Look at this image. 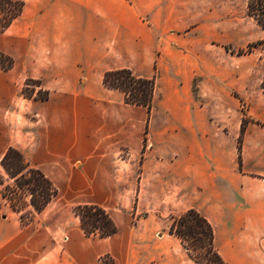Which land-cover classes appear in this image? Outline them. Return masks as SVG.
I'll return each mask as SVG.
<instances>
[{
    "label": "crops",
    "instance_id": "crops-1",
    "mask_svg": "<svg viewBox=\"0 0 264 264\" xmlns=\"http://www.w3.org/2000/svg\"><path fill=\"white\" fill-rule=\"evenodd\" d=\"M20 1L0 33V53L13 61L0 69V132L19 118L35 125L31 151L59 168L57 184L42 172L77 204L193 208L211 224L225 264H264V92L246 104L217 99L219 64L195 34L198 0ZM121 68L155 73L150 113L102 84L104 72ZM26 80L39 81L47 99L23 97ZM115 160L130 169L139 161L137 193L118 192ZM11 214H0V264H98L103 256L173 264L183 250L167 225L146 219L127 229L111 217L117 232L100 239L86 237L75 216L22 225Z\"/></svg>",
    "mask_w": 264,
    "mask_h": 264
},
{
    "label": "rangeland",
    "instance_id": "rangeland-1",
    "mask_svg": "<svg viewBox=\"0 0 264 264\" xmlns=\"http://www.w3.org/2000/svg\"><path fill=\"white\" fill-rule=\"evenodd\" d=\"M246 1L198 0L195 34L204 39L205 53L214 54L219 64L218 83H220L221 93H219L220 96L218 95L217 99L228 104H232V101L236 98L241 100V104L249 103L253 97L261 92L259 85L264 70V48L256 47L249 54H238V51L245 50L248 44L254 43L264 36L262 31L246 16ZM4 7L7 10L8 5H4ZM6 63L7 61L5 60ZM153 76L156 79L155 73ZM195 85L196 81H194V87ZM22 89L29 99H35V96H44L47 93L41 88V85L36 83H30L26 88H24L23 84ZM17 105L13 104L10 111H13V109L17 110ZM3 113L5 120H7L9 113ZM35 131L36 126L32 125L29 120L20 118L17 121L11 120L10 123H7V130L0 132V157L6 148L14 147L23 154L30 165L43 171L57 184L56 180L60 178L59 168L52 164H44V158L31 151L35 143ZM126 155L127 152L124 149L120 151L119 158L126 160ZM138 162L137 160L135 166L130 169L127 162L115 160L113 173L118 180V192H123L126 186H130L132 191L135 190L137 193L139 180ZM132 195L135 196L134 193ZM79 201L80 198L77 195L63 192L59 189L57 197L47 207L43 215L35 216L34 220L46 218V216L72 219L74 218L72 208L78 205ZM106 210L115 221L120 224L124 223L127 229L142 228V225L139 224L142 219H146L144 222H148L149 227L154 222H157L159 228H162L169 225L171 216H178L186 211L184 207L172 203L137 205L136 202L130 203L128 200L122 202L120 198ZM0 214L12 215L11 211L6 207L0 210ZM182 249L180 252L173 253V264H193L187 258L185 249L183 247ZM195 253L202 264H208L201 256V251L195 250ZM99 264H113V262L110 257L105 256Z\"/></svg>",
    "mask_w": 264,
    "mask_h": 264
},
{
    "label": "trees",
    "instance_id": "trees-1",
    "mask_svg": "<svg viewBox=\"0 0 264 264\" xmlns=\"http://www.w3.org/2000/svg\"><path fill=\"white\" fill-rule=\"evenodd\" d=\"M4 5H8L7 10ZM22 7L23 2L20 0H0V33L4 32L12 20L20 14ZM245 13L264 34V0H247ZM256 47L264 48V36L248 44L247 48L238 51V54H249ZM12 65V59L0 53V69L8 70L12 68ZM30 83L40 85L38 81L26 80L24 88ZM102 84L106 88L119 90L126 104L143 107L150 113L155 95V76L139 77L132 70L121 68L104 72ZM259 86L264 92V70ZM21 94L29 98L23 89ZM35 97L45 100L47 93L44 96ZM245 122L246 120L242 119L237 140L238 164ZM57 194L53 182L41 170L30 165L18 149L6 148L0 157V210L3 207L8 208L17 215L22 225H27L57 197ZM72 213L78 219L79 226L86 237L102 239L113 236L117 232V227L109 213L98 205L78 204L73 206ZM167 233L180 240L193 264H202L195 250L201 251V256L208 264H225L214 247L211 224L195 209L190 208L178 216H171ZM104 257L99 259L98 264Z\"/></svg>",
    "mask_w": 264,
    "mask_h": 264
}]
</instances>
